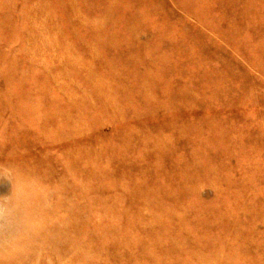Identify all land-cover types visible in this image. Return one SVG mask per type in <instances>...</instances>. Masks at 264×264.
Listing matches in <instances>:
<instances>
[{
  "label": "rangeland",
  "instance_id": "rangeland-1",
  "mask_svg": "<svg viewBox=\"0 0 264 264\" xmlns=\"http://www.w3.org/2000/svg\"><path fill=\"white\" fill-rule=\"evenodd\" d=\"M0 264H264V0H0Z\"/></svg>",
  "mask_w": 264,
  "mask_h": 264
}]
</instances>
